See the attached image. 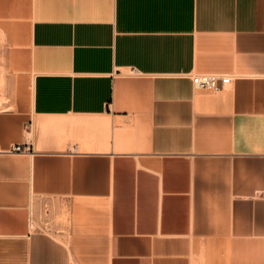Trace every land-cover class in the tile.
Masks as SVG:
<instances>
[{
	"label": "crops",
	"instance_id": "0c3cea01",
	"mask_svg": "<svg viewBox=\"0 0 264 264\" xmlns=\"http://www.w3.org/2000/svg\"><path fill=\"white\" fill-rule=\"evenodd\" d=\"M0 32V264L264 248V0H0Z\"/></svg>",
	"mask_w": 264,
	"mask_h": 264
},
{
	"label": "rangeland",
	"instance_id": "374dc122",
	"mask_svg": "<svg viewBox=\"0 0 264 264\" xmlns=\"http://www.w3.org/2000/svg\"><path fill=\"white\" fill-rule=\"evenodd\" d=\"M3 36L0 32V108L3 107V101L6 100L5 88L7 79L5 40ZM39 218L40 224L48 225L46 211H43V215L41 214ZM260 219V223L264 226V216L260 217ZM250 224H255L254 218ZM232 238L237 239L234 236ZM252 238L255 239V237ZM199 256V264H264V248H201L199 249Z\"/></svg>",
	"mask_w": 264,
	"mask_h": 264
},
{
	"label": "built area",
	"instance_id": "2783aa9c",
	"mask_svg": "<svg viewBox=\"0 0 264 264\" xmlns=\"http://www.w3.org/2000/svg\"><path fill=\"white\" fill-rule=\"evenodd\" d=\"M232 75L225 73L200 72L190 75L195 87L208 90H219L231 81ZM14 151H23L25 147L17 144L13 147Z\"/></svg>",
	"mask_w": 264,
	"mask_h": 264
}]
</instances>
